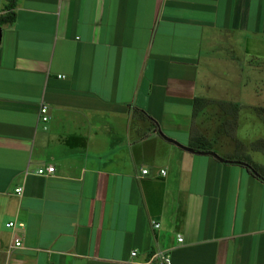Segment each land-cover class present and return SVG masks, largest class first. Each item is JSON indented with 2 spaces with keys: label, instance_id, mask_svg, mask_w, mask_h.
Listing matches in <instances>:
<instances>
[{
  "label": "crops",
  "instance_id": "0c3cea01",
  "mask_svg": "<svg viewBox=\"0 0 264 264\" xmlns=\"http://www.w3.org/2000/svg\"><path fill=\"white\" fill-rule=\"evenodd\" d=\"M13 13L0 264H264V182L223 162L264 173V0H17Z\"/></svg>",
  "mask_w": 264,
  "mask_h": 264
},
{
  "label": "built area",
  "instance_id": "2783aa9c",
  "mask_svg": "<svg viewBox=\"0 0 264 264\" xmlns=\"http://www.w3.org/2000/svg\"><path fill=\"white\" fill-rule=\"evenodd\" d=\"M40 116H41V121L42 122H46L48 121V117H47V109L46 107H42L40 109ZM55 171L54 167L53 166H48L47 168L45 169H41L37 172L38 175H44L45 173L47 174H53ZM142 174H147V170H142ZM161 174L164 175V171H161ZM15 193L20 195L21 194V189L18 188L15 190ZM14 223H8L7 224V227L8 228H14ZM19 227H22L23 225H18ZM155 228H158L159 225L155 224L154 225ZM178 241L181 243L182 242V238L181 237H178ZM21 247V243L18 239H15L14 240V244L12 246H10L9 248V252H11L13 249H16V248H19ZM137 254L136 252H132L131 253V257H135ZM153 259L155 260L156 263L158 264H170V259L168 257V255H166L165 253L163 252H157L155 253V255L153 256Z\"/></svg>",
  "mask_w": 264,
  "mask_h": 264
},
{
  "label": "trees",
  "instance_id": "16d2710c",
  "mask_svg": "<svg viewBox=\"0 0 264 264\" xmlns=\"http://www.w3.org/2000/svg\"><path fill=\"white\" fill-rule=\"evenodd\" d=\"M8 4L5 6V13L4 15L0 16V25L3 24H12L15 20V14L13 13V10L16 7L17 0H7ZM203 150L202 152H210L204 147L199 148ZM224 163H228L231 165H240L245 167L253 176H255L260 181L264 182V173L259 172L254 166H250L248 164L243 163L239 160H230V161H223Z\"/></svg>",
  "mask_w": 264,
  "mask_h": 264
},
{
  "label": "water",
  "instance_id": "95a60500",
  "mask_svg": "<svg viewBox=\"0 0 264 264\" xmlns=\"http://www.w3.org/2000/svg\"><path fill=\"white\" fill-rule=\"evenodd\" d=\"M162 137L164 138V140H166V141H168V142H170V143H173L174 145H176V146H178V147H180V148H183V149H185V150H187V151H191L192 153H194L193 150H190V149L184 148V147L178 145L177 143L173 142L171 139H169V138H167V137H164V136H162ZM198 154H201V155H206V154L208 155V154H210L212 157H214V158H216V159H218V160H221L220 158L217 157V155H215V154H213V153L199 152Z\"/></svg>",
  "mask_w": 264,
  "mask_h": 264
},
{
  "label": "rangeland",
  "instance_id": "374dc122",
  "mask_svg": "<svg viewBox=\"0 0 264 264\" xmlns=\"http://www.w3.org/2000/svg\"><path fill=\"white\" fill-rule=\"evenodd\" d=\"M8 4V2L6 3V5ZM214 154V153H213Z\"/></svg>",
  "mask_w": 264,
  "mask_h": 264
}]
</instances>
